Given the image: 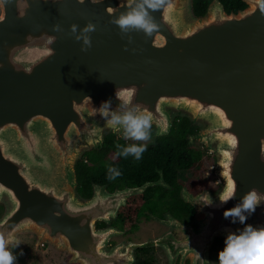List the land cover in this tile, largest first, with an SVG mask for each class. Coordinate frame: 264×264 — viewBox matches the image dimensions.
Listing matches in <instances>:
<instances>
[{"label": "water", "instance_id": "1", "mask_svg": "<svg viewBox=\"0 0 264 264\" xmlns=\"http://www.w3.org/2000/svg\"><path fill=\"white\" fill-rule=\"evenodd\" d=\"M243 1L246 8L228 13L213 0L205 15L196 16L192 0H169L153 13L159 31L147 39L131 32L129 43L107 13L109 7L115 15L125 11L127 0H6L0 13V199L13 203L0 219V232L9 243L33 222L72 231L74 241L91 245L97 219L116 217L130 196L166 185L160 171L158 181L112 193L95 184L92 198L77 194L75 165L82 151L103 145L108 132L123 134L99 114L109 99L119 111L117 87L136 89L132 106L151 115L156 137L171 132L176 114L200 124L190 142L215 149L225 182L217 192L194 194L184 187L182 198L195 208L194 224L167 214L163 221L172 229L138 247L166 248L170 264L181 252L191 264H211L218 236L246 224L264 227V195L246 224L224 218L252 188L264 194V10L260 0ZM89 20L97 28L84 52L70 26L82 28ZM57 23L64 31H54ZM53 36L57 40L50 44ZM230 182L235 196L223 203ZM173 229L189 235L176 239ZM112 260L105 256L96 264Z\"/></svg>", "mask_w": 264, "mask_h": 264}, {"label": "flooded vegetation", "instance_id": "2", "mask_svg": "<svg viewBox=\"0 0 264 264\" xmlns=\"http://www.w3.org/2000/svg\"><path fill=\"white\" fill-rule=\"evenodd\" d=\"M212 1L213 0H211L210 3ZM242 2L245 4L244 7L234 8V6H232V4H230L229 2L227 3V6L224 5V7L228 13H231L232 11L238 12L240 9L246 8L248 6L245 1L242 0ZM227 7H229V10H227ZM155 130V127L152 126L150 130V139L146 141L147 147L152 146L155 143V140L158 138L155 136ZM117 135L119 137L123 136V134ZM132 143L139 142H133L131 140V142L128 144ZM191 143L193 145H196L195 142ZM160 171L162 170H159V174ZM160 177L161 174L156 180L153 181H158ZM205 177H209V173ZM205 177L203 178V180H193L194 177H192L189 183L191 185V188L188 185L187 188L194 194H198L203 190H215V187L219 189L222 186L221 180H215V183L213 184L210 182L209 178ZM95 184L105 186L109 193L114 192L116 189H123L127 187H120L119 185L112 184L109 181L105 183H93L91 194L88 197L81 196L82 199H90L93 197ZM154 186H163L165 188L171 187V185H169L167 182L165 186ZM185 186L186 185L184 183L181 186V198V192ZM133 196L134 195L130 196L127 199L126 204L120 206L116 217L109 216V220L97 219L92 239H89L92 241L91 245L88 244L87 241H78L77 239H75L74 241L73 232H69V230L63 232L59 226H55L54 229L44 226H40L39 228L38 226H36V223L32 222L33 224L30 223V225H27L25 228L16 231L11 235L12 241L8 245L9 250H11L13 252V255L16 256L15 264H96V261L101 259V257L104 258L105 256L113 257V262H111V264H121L120 261H122L123 264H153L155 260L154 251L156 248H160L166 254L170 264V258L166 248L162 246H152L148 248L137 246V244L142 243L146 240L161 237L162 235L167 234L172 229L163 221L166 218L167 214H171L172 216H174L170 203L167 205L145 203L142 206L141 199H134ZM2 200L3 199H0V219H2L8 212L12 210L13 203L11 199L7 198L9 202L8 208L7 201ZM109 202V199L103 201V203L106 204H109ZM142 209L144 210V212L141 217L138 215L141 214ZM143 218H145L146 220H153L154 222L163 225L160 232L144 237L141 233V223ZM177 219L184 224H194V219L191 222H183L181 219ZM172 233L173 236L179 240H183L189 235L188 233L179 229H173ZM51 234H54V238L53 236H51ZM219 237L224 238L225 244L226 236H218L217 238ZM217 238L215 239V241L217 240ZM16 241H19L20 243L18 246L14 247V243ZM215 241L211 247L210 252L214 248L213 246L215 244ZM116 259L118 263H115ZM182 263L191 264V257H186L183 260V252L178 254L175 261V264Z\"/></svg>", "mask_w": 264, "mask_h": 264}, {"label": "clouds", "instance_id": "3", "mask_svg": "<svg viewBox=\"0 0 264 264\" xmlns=\"http://www.w3.org/2000/svg\"><path fill=\"white\" fill-rule=\"evenodd\" d=\"M81 4L84 0H79ZM93 4H99L102 0H91ZM6 0H0L3 6ZM169 0H127L125 11L114 14L111 7L107 8V13L112 16L109 23L119 27L122 37L131 32H143L145 38H150L157 33L161 25L153 16L154 12L165 9ZM260 7L264 10V0H260ZM2 19V17H0ZM54 31L62 32L64 29L57 23L53 26ZM97 25L89 20L82 28L77 23L70 26V35L80 42L81 50L87 52L92 47L91 33L95 32ZM129 43L133 41L131 35H127ZM57 40L53 36L49 43L53 44ZM127 50V45H125ZM54 53V49L52 50ZM135 88L117 87L116 98L120 101L119 111H113L111 100L103 101L100 105L99 114L114 131H121L125 140L136 142H146L150 139L152 127V117L149 113L141 111L139 107L132 106ZM119 154L128 157L129 155L140 159L146 150L147 144L132 143L128 145L117 144ZM108 179L114 180L121 175V172L109 166ZM236 185L229 183L228 191L220 198L221 202L227 203L235 196ZM262 193L252 188L246 192L240 201L232 208L224 211V218H231L233 223L237 221L246 224L248 216L252 215L257 206L261 204ZM9 241L3 232H0V264H15L16 256L8 248ZM19 241L14 243V247L19 245ZM22 254V253H21ZM219 264H264V227H255L251 224L238 232H230L225 239V246L218 254Z\"/></svg>", "mask_w": 264, "mask_h": 264}, {"label": "trees", "instance_id": "4", "mask_svg": "<svg viewBox=\"0 0 264 264\" xmlns=\"http://www.w3.org/2000/svg\"><path fill=\"white\" fill-rule=\"evenodd\" d=\"M210 1L192 0L194 14L205 15ZM221 1L226 6L229 2L234 8L245 6L242 0ZM200 129L201 125L193 123L189 116L176 114L171 132L158 137L152 146L146 148L140 159L131 155L128 157L120 155L117 144L128 145L131 141L125 140L123 136L119 137L114 132L106 133L103 145L87 150L76 162L77 194L80 197H88L92 192L93 183L107 181L120 187L139 186L146 181L156 180L160 175L159 170H162L165 181L171 185L170 188L152 186L145 192L134 195L133 198H140L142 206L145 203L155 205L170 203L175 217L183 222L193 221L195 208L181 198L180 174L194 171L195 176L200 175L197 179L203 180L205 170L215 162L211 157L209 159L205 157V151L201 146L190 142V135L199 132ZM109 166L117 168L121 175L114 180H109L107 173ZM188 186L191 188L190 184ZM143 212L142 209L138 216L142 217ZM213 247H220L221 250L224 247V238H217Z\"/></svg>", "mask_w": 264, "mask_h": 264}, {"label": "rangeland", "instance_id": "5", "mask_svg": "<svg viewBox=\"0 0 264 264\" xmlns=\"http://www.w3.org/2000/svg\"><path fill=\"white\" fill-rule=\"evenodd\" d=\"M0 13H1V6H0ZM152 126L154 127V125H152ZM194 142L196 143L197 146H201V148L205 151V157H207L208 159H209V157H211L213 160H215V162L211 163L209 165V167H207V169L205 170L204 177L206 175H208V173H209V177H205V178L211 179V183L213 182V184L215 183V180H221L222 186L219 189L216 188V187L214 188L215 190L209 189V190H212L213 192H217L220 189H222V187L225 184L223 177L217 171L218 170V167L220 166V155L215 151L214 148L213 149H209L205 145L204 142H202V141H200L198 139L195 140ZM139 143L145 144L146 142H139ZM87 150H89V149L88 148L87 149H84L82 152H86ZM191 176L194 177L193 180H195V179L197 180V178L200 177V175L195 176L194 171L193 172H190V171L182 172L180 174V181H181V183L183 182L186 185L185 187H187V185L190 183L191 178H192ZM4 200L7 201L8 208H9V202H8L7 198L4 197L2 201H4ZM149 220H146L145 218L142 219V223H141L142 224L141 233H142V235L144 237H146V236H148L150 234L151 235H154L156 233H159L160 230H161V228L163 227V225H161L159 223H156L153 220H150V221ZM224 246H225V244H224ZM221 250H220V247H217V248H213L212 249V251L210 252V261H211V264H219L218 254H219V252ZM154 257H155V260H154L153 264H169V261L167 259L166 254L160 248H156L155 249V251H154Z\"/></svg>", "mask_w": 264, "mask_h": 264}]
</instances>
